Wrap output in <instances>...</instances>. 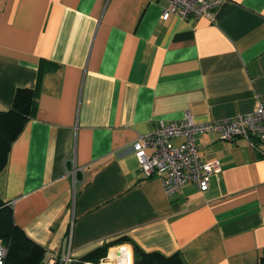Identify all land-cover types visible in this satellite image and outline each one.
Instances as JSON below:
<instances>
[{
  "label": "crops",
  "instance_id": "crops-1",
  "mask_svg": "<svg viewBox=\"0 0 264 264\" xmlns=\"http://www.w3.org/2000/svg\"><path fill=\"white\" fill-rule=\"evenodd\" d=\"M168 0H0V110L38 86L0 171L15 223L63 264L120 238L184 264L264 256V143L195 135L218 174L172 195L133 142L160 121H217L264 105V0H223L212 20L162 18ZM182 137L173 138L178 144ZM111 253H114L111 256ZM55 260V259H54ZM84 264H93L85 262Z\"/></svg>",
  "mask_w": 264,
  "mask_h": 264
},
{
  "label": "built area",
  "instance_id": "built-area-1",
  "mask_svg": "<svg viewBox=\"0 0 264 264\" xmlns=\"http://www.w3.org/2000/svg\"><path fill=\"white\" fill-rule=\"evenodd\" d=\"M223 0H168L162 18L175 14L182 19L207 18L212 20ZM215 132L220 138L232 140L242 136L253 143L257 139L264 143V105L253 112L217 121L197 122L189 112L181 120L160 121L156 128L132 144L140 169L148 178H157L164 192L172 195L186 184H195L200 190L209 187L210 176L221 168L217 162L204 161L199 152L195 135ZM182 137L178 144L173 138ZM7 248L0 239V264H4ZM54 263V259L50 260Z\"/></svg>",
  "mask_w": 264,
  "mask_h": 264
},
{
  "label": "trees",
  "instance_id": "trees-1",
  "mask_svg": "<svg viewBox=\"0 0 264 264\" xmlns=\"http://www.w3.org/2000/svg\"><path fill=\"white\" fill-rule=\"evenodd\" d=\"M38 86L17 87L11 105L0 110V171L7 164L8 154L13 141L22 131L25 123L34 116ZM0 239L7 248L4 264H46L51 252L33 240L18 226L13 218L12 206L0 198ZM126 238H120L94 249L78 259L77 264L91 262L100 264L107 255V248ZM53 264H63L54 257ZM133 264H184L178 253L164 255L158 251L147 252L136 243L133 244ZM255 264H264V256Z\"/></svg>",
  "mask_w": 264,
  "mask_h": 264
},
{
  "label": "bare ground",
  "instance_id": "bare-ground-1",
  "mask_svg": "<svg viewBox=\"0 0 264 264\" xmlns=\"http://www.w3.org/2000/svg\"><path fill=\"white\" fill-rule=\"evenodd\" d=\"M118 254L121 256L120 261L121 264H132V256L131 251L129 247L125 246L122 250L118 251ZM114 253H111V256H113Z\"/></svg>",
  "mask_w": 264,
  "mask_h": 264
}]
</instances>
